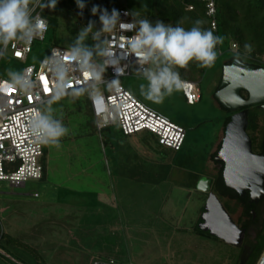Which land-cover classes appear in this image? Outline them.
I'll use <instances>...</instances> for the list:
<instances>
[{
  "label": "rangeland",
  "instance_id": "obj_1",
  "mask_svg": "<svg viewBox=\"0 0 264 264\" xmlns=\"http://www.w3.org/2000/svg\"><path fill=\"white\" fill-rule=\"evenodd\" d=\"M46 12L56 15L58 27L34 41L26 60L4 55L0 76L9 80V70L22 71L53 46L73 43L68 26L75 13L58 4ZM219 36L224 42L213 66L197 79L200 98L192 104L181 88L160 104L146 100L139 85L147 81L134 69L119 78L145 104L184 127V147L178 153L186 155L182 168L172 161L171 150L161 149L144 132L124 136L116 123L97 129L87 92L52 105L69 132L59 148L44 145L45 175L23 186L0 180V264H90L107 252L125 264L237 263L240 246L196 233L206 192L190 186L186 176L189 171L200 179L214 175L211 153L223 137L228 113L214 89L225 61L233 56L246 61L229 39ZM240 213L237 206L230 214L235 223ZM247 239L252 240V233Z\"/></svg>",
  "mask_w": 264,
  "mask_h": 264
},
{
  "label": "clouds",
  "instance_id": "obj_2",
  "mask_svg": "<svg viewBox=\"0 0 264 264\" xmlns=\"http://www.w3.org/2000/svg\"><path fill=\"white\" fill-rule=\"evenodd\" d=\"M58 0H0V56L4 55L12 42L25 47L36 38H42L47 31L48 22L40 15L44 9L54 10ZM78 8L85 7L82 0H76ZM92 15L99 13L100 29H95V21H89L82 27L66 50H53L52 56L44 62V69L53 82L51 95L42 98L29 120V131L34 142L59 148L61 138L69 129L61 119L54 115L53 104L65 97H76L85 92H96L97 85L103 80L108 58L115 55L110 34L119 27L121 31H134L131 37L122 36L128 54L134 55L139 62V74L147 81L140 84V93L153 103L160 104L166 96L182 87L176 68H187L190 62L196 61L201 68L212 67L217 58V45L224 42L222 36L214 35L210 30L201 27L203 21L196 20L193 26L185 29L178 22L175 27L149 19H137L132 13L130 23L120 21L116 9L111 12L106 8L93 6ZM82 14V13H81ZM128 15V13H125ZM91 38L92 45L86 41ZM246 52H251V45L245 44ZM0 90L18 89L25 95H32L37 87L27 70L7 73ZM86 75L88 84L85 87H72V82L79 76ZM113 85L118 80L111 81Z\"/></svg>",
  "mask_w": 264,
  "mask_h": 264
},
{
  "label": "built area",
  "instance_id": "obj_3",
  "mask_svg": "<svg viewBox=\"0 0 264 264\" xmlns=\"http://www.w3.org/2000/svg\"><path fill=\"white\" fill-rule=\"evenodd\" d=\"M183 1L187 9H193L191 0ZM198 1L204 3L206 13L210 17V25L215 29L216 0ZM37 11L42 15L39 9ZM118 12L121 22H132L133 19L126 9L121 8ZM134 34V31H121L117 27V30L109 36L115 55L108 58L109 66L106 68L103 80L97 85V91L87 92L96 127L100 130L108 124L116 123L124 135L144 132L152 135L160 146L178 150L184 141V127L147 106L119 80L121 76L132 74V69L139 72L140 65L137 58L128 54L126 44L121 38L131 37ZM45 35L46 32L42 38L34 39L28 47L12 42L4 55L24 61L31 52L34 41L43 40ZM230 47L237 51L234 42H231ZM66 49L62 46H53L37 64L30 63L22 69V71L27 70L37 81V87L32 95H25L18 89L0 90V180H6L11 186H23L28 179H41V156L44 145L34 142L28 125L33 109L37 107L39 101L51 95L53 82L44 69V62L52 56L53 50L62 52ZM4 55L0 56V59ZM257 58V61L264 62V55ZM41 77L48 78L46 85L42 84ZM113 80H118V84L113 85L111 83ZM5 81L8 79L0 76V86ZM181 81L184 99L190 104L196 102L200 97L198 83L188 79ZM87 84L88 77L83 75L72 82V87H85ZM45 87L48 88L47 92L44 91ZM36 194L34 192V195ZM90 264H116V262L111 258L92 259Z\"/></svg>",
  "mask_w": 264,
  "mask_h": 264
},
{
  "label": "trees",
  "instance_id": "obj_4",
  "mask_svg": "<svg viewBox=\"0 0 264 264\" xmlns=\"http://www.w3.org/2000/svg\"><path fill=\"white\" fill-rule=\"evenodd\" d=\"M82 2L85 5L82 10L78 8L76 0H58L57 2L58 5L67 7L75 13L76 19L74 23L68 26L69 38L71 40H74L80 29L82 27H86L90 20L95 21V29H100L101 25L99 22V13H97L95 16L91 13V9L94 5L101 8H106L109 13L112 9H116L118 11L119 9L124 8L129 12V15L132 19L133 16L131 14L137 13V19L147 18L153 24H155L156 21H162L164 24H170L173 27H175L179 22L180 26L184 27L185 29L191 28L196 20H201L203 21L201 25L203 29L210 30L214 33V35L217 36L222 34L225 36V38L229 39L231 42H234L237 45L238 51L241 53V57L246 56L245 59L247 64L253 65L254 67H260L262 64L261 62L257 61V56L260 57L264 55V0H216L215 29H212L210 25V17L206 13L204 3L198 0H191L193 3V9L190 10L185 7L183 0H82ZM41 13L48 22L47 31L49 29H55L58 27L59 24L57 22L56 15L48 14L46 9H44V11ZM86 43L88 45H92L93 41L91 38H89ZM245 44L251 45V52H246L244 47ZM218 49L219 45H217L216 50ZM234 57L237 56H233L225 62H229ZM175 70L179 72L180 79H188L198 83L197 79L204 71V68L199 67L196 61H192L189 63L187 68H176ZM217 89L218 86L216 85L214 91ZM240 93L243 97L247 96L245 90H241ZM253 106L255 108L257 107L256 104ZM249 107L247 117L248 122H251L249 111L251 108L249 109ZM221 108L228 111L222 122V128L224 130V126L228 122L232 111H229L222 106ZM254 126H256V124H254ZM144 134L155 141L152 135L146 133ZM220 144L221 142L218 143L215 151L211 153L212 159L219 149ZM157 146L164 150L168 149L160 146L159 144H157ZM183 147L184 141L178 150L169 149L173 152L172 161L180 168L186 165V155H178L179 152H182ZM44 153L45 152L43 149L41 161H43ZM43 168L44 166L42 165V170ZM186 176L189 179L188 184L194 188H196L197 181L202 177L201 175L192 171L187 172ZM210 191H213L218 198L221 197L226 201L227 205H223L229 214L234 212L237 206L241 208V217L239 218V222H236L239 226L246 227L248 223L252 221V213L250 212L251 209H254V211L257 212V219L263 215L261 227L256 231L255 237L249 242L250 254L248 255V258L245 262V264H255L262 250L264 249V210H260L258 212L257 205L248 203L246 200L247 195L245 198H241L237 196L234 191H232V189L225 186L222 177V165L217 168V174L213 179ZM233 198H236V202L231 205L230 201H232ZM203 210L204 205H202L200 212L202 213ZM198 222H201L200 217L198 218ZM198 222L195 226L196 233L214 236L211 235L207 230H202L199 227ZM214 237L217 238L216 236Z\"/></svg>",
  "mask_w": 264,
  "mask_h": 264
},
{
  "label": "water",
  "instance_id": "obj_5",
  "mask_svg": "<svg viewBox=\"0 0 264 264\" xmlns=\"http://www.w3.org/2000/svg\"><path fill=\"white\" fill-rule=\"evenodd\" d=\"M241 90L246 91V97L241 95ZM214 97L222 107L234 112L224 126L221 144L213 160L222 165L225 186L240 196L248 191L249 201L256 203L264 197V158L252 152L246 128L248 107L264 101V67H254L234 57L223 65ZM196 186L207 192L208 180L199 179ZM200 218L202 230L228 244L242 245L245 229L233 221L213 191L207 193ZM249 254V246L242 245L237 264H245ZM255 264H264V250Z\"/></svg>",
  "mask_w": 264,
  "mask_h": 264
},
{
  "label": "flooded vegetation",
  "instance_id": "obj_6",
  "mask_svg": "<svg viewBox=\"0 0 264 264\" xmlns=\"http://www.w3.org/2000/svg\"><path fill=\"white\" fill-rule=\"evenodd\" d=\"M232 60V59H231ZM231 60L229 62H224V65L225 64H228L231 62ZM243 60V59H241ZM246 63V61H244ZM260 67H264V62L260 65ZM220 79H221V75H220V78L217 82V86L220 82ZM262 104H264V101L261 102V103H257V107L255 109V113H254V116H255V119L254 117L252 118V121L251 122H248V125H247V128H246V132L250 138V146H251V150L253 153L257 154V155H260L264 158V108L262 107ZM234 111H232L233 113ZM254 124H256V126H254ZM221 142V139L216 143L215 145V148L213 151H215L218 143ZM212 161L214 162V175L212 177H208V179H206V177H204L203 179L205 180H208V191H210V186L213 182V179L215 177V175L217 174V168H219L221 165L214 161L212 159ZM208 191L206 192V196H207V193ZM233 191V190H232ZM234 193L241 197V198H245L246 195H247V201L248 203H251L249 201V193L248 191L245 192L244 196H240L238 193H236L234 191ZM233 200L236 202V198H233ZM255 205H257V210L258 212L261 210H264V197L261 198L260 200H258L256 203H253ZM241 208H240V212H241ZM252 211L254 212V214L252 213ZM250 212L252 213V221H250L248 223V225L246 227H243V226H239L241 228H244L245 231H244V235H243V238H242V245L246 244L248 246H250V241L247 242V236L252 233V238L255 237L256 235V231L261 227L262 225V219H263V215L257 219V212L254 211V209H251ZM200 222H198L199 224ZM242 245L240 246V251L242 249ZM237 263H238V259H237ZM236 263V264H237Z\"/></svg>",
  "mask_w": 264,
  "mask_h": 264
},
{
  "label": "crops",
  "instance_id": "obj_7",
  "mask_svg": "<svg viewBox=\"0 0 264 264\" xmlns=\"http://www.w3.org/2000/svg\"><path fill=\"white\" fill-rule=\"evenodd\" d=\"M140 99V98H139ZM141 100V99H140ZM142 101V100H141ZM143 102V101H142ZM147 105V104H146ZM148 106V105H147ZM151 108V107H150ZM153 109V108H152ZM155 110V109H154ZM157 111V110H156ZM159 112V111H158ZM45 155V154H44ZM41 164L43 165V162L41 161ZM44 166V165H43ZM45 175V167L43 168V170H42V176H41V178L43 177ZM201 207L202 206H200V209H199V211L201 210ZM116 253H113V252H107L106 254H104V258L103 259H108V258H111V259H113L115 262H116V264H125L124 262H120L116 257ZM94 258V257H93ZM92 258V259H93ZM91 259V260H92ZM94 259H101V258H94ZM91 262V261H90Z\"/></svg>",
  "mask_w": 264,
  "mask_h": 264
},
{
  "label": "snow or ice",
  "instance_id": "obj_8",
  "mask_svg": "<svg viewBox=\"0 0 264 264\" xmlns=\"http://www.w3.org/2000/svg\"><path fill=\"white\" fill-rule=\"evenodd\" d=\"M17 54L19 55L20 53H17ZM47 79H48L47 77H41L42 84L46 85L47 84ZM44 91L47 92L48 91V88L45 87L44 88Z\"/></svg>",
  "mask_w": 264,
  "mask_h": 264
}]
</instances>
